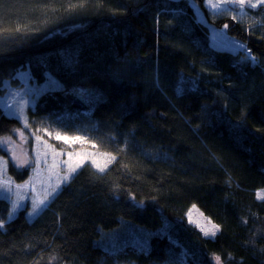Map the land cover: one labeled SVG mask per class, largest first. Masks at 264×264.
Masks as SVG:
<instances>
[{
	"label": "trees",
	"instance_id": "trees-1",
	"mask_svg": "<svg viewBox=\"0 0 264 264\" xmlns=\"http://www.w3.org/2000/svg\"><path fill=\"white\" fill-rule=\"evenodd\" d=\"M193 1L209 25L190 0H0V92L20 69L55 78L28 121L116 156L62 182L46 137L0 109V138L21 130L32 160L16 166L0 147V182H14L0 191V264H181V249L191 264H264V29ZM251 12L264 20V5ZM222 27L255 64L211 43ZM192 204L220 226L212 239L187 227L203 253L162 228Z\"/></svg>",
	"mask_w": 264,
	"mask_h": 264
},
{
	"label": "rangeland",
	"instance_id": "rangeland-1",
	"mask_svg": "<svg viewBox=\"0 0 264 264\" xmlns=\"http://www.w3.org/2000/svg\"><path fill=\"white\" fill-rule=\"evenodd\" d=\"M219 2L222 5L219 10H213L210 7H206L205 2L204 7L214 17L229 15L243 24L253 25L264 29L260 16L253 14L251 9L245 8L241 11L239 7L234 5L230 6L228 3H225V0H219ZM191 3L193 4L194 2ZM260 6L262 5H258V7L252 9H257ZM193 7L195 11V19L202 23H206V19L199 7L195 4ZM210 40L211 43L218 48H228L234 52H240L243 49V47H239L243 45L228 36L224 28H211ZM247 53L248 51L244 50V54L247 55ZM15 77V83H11L10 80L4 81V89L0 92V109H2L7 115L18 118L22 124L25 125L26 122V125H32L38 134L46 137L48 140L47 146L50 150L54 166L65 167L68 166V163L75 166L80 162H82L81 165L84 163H90L92 165V159H96L97 163H100L101 166H103L107 157L101 156L100 153L108 152L99 149L98 145L94 142L86 140L87 138L82 136L66 134L57 126L52 125L51 122H46L45 120L31 119L28 121V107L31 108L35 104L38 97L43 95L44 90L59 88L61 84L55 78H49L42 82H37L28 68L18 70ZM57 135L68 137L70 142L66 143L63 139H57ZM76 137H79L80 140H74ZM0 140L7 141L0 144V147L8 153L12 162L16 166H27L32 162L28 153L27 138L21 130H15L11 135L3 136ZM93 144L96 145L95 148L93 147ZM69 152L73 153L71 159H69L68 156ZM65 161L68 163H64ZM184 220L188 226L194 227L205 237H213L211 233L215 232L216 234L219 231V225L215 224L205 216L196 205H192L189 208L185 214ZM167 223L169 224H165L162 228L168 236L178 242H182L181 244H183L182 246L185 248L191 246L196 248V251L199 252V248L192 244L194 238L189 235L185 225L180 219L172 220ZM205 232H207L208 235H205ZM179 261L181 264H189L184 249H182L179 255ZM212 261L217 262L215 258H213Z\"/></svg>",
	"mask_w": 264,
	"mask_h": 264
},
{
	"label": "snow or ice",
	"instance_id": "snow-or-ice-1",
	"mask_svg": "<svg viewBox=\"0 0 264 264\" xmlns=\"http://www.w3.org/2000/svg\"><path fill=\"white\" fill-rule=\"evenodd\" d=\"M86 0H78V3L73 5L70 4V8L71 7H84ZM225 3L228 4H232L234 6H237L240 8L241 11H243L245 8L248 9H252V8H256L258 7V5H264V0H225ZM205 6L206 7H210L213 10H219L222 5L219 2V0H205ZM225 27H227V25H225ZM17 31H19V29H17ZM239 46V45H238ZM239 47H243V46H239ZM248 51V56L246 57V59L251 60L253 64L256 63V57L251 55L250 50ZM25 126L26 122H25ZM37 139H39V137H37ZM57 139H63L66 143L70 142L68 137H64V136H59L57 135ZM74 140H80L79 137L74 138ZM73 140V142H74ZM7 142L6 140H0V144ZM93 147L95 148L96 145L93 144ZM95 155V154H93ZM101 156L103 157H107V159L105 160L103 166H101L100 163H97L96 159H92V165L100 172V173H104L106 172L109 164L113 163L116 160V156L112 155L111 153H100ZM69 159L72 158L73 153L69 152L68 153ZM64 163H68L67 161H65ZM81 163H77L75 166H73L72 164L68 163V169L65 173V175L62 177V182H67L71 179L72 175L77 171V168H79L81 166ZM6 166H7V161H2L0 160V173H4L6 175ZM14 183L11 181L10 178H6L4 179L2 182H0V191H4V192H11V184ZM24 185H19L17 184L16 187L17 188H22ZM60 185L57 184L55 187L52 188L51 193H49L48 195H54L58 189H59ZM48 196L45 197V199L40 200V201H33L32 202V212L29 213V216H32L34 214H36L38 212V210L40 209L41 206L45 205L46 200H47ZM257 198L261 199L264 198V193L261 192H257ZM5 199H8V197H5ZM20 199H23V197H21ZM12 211H9L8 213V217L9 219L13 216L15 210L17 208L20 207L19 202L18 201H14L12 202ZM5 228V220L0 219V230H3ZM213 236L215 235V232L211 233ZM205 235H208L207 232H205ZM217 264H219V256L215 257ZM36 264H39V262L37 261Z\"/></svg>",
	"mask_w": 264,
	"mask_h": 264
},
{
	"label": "bare ground",
	"instance_id": "bare-ground-1",
	"mask_svg": "<svg viewBox=\"0 0 264 264\" xmlns=\"http://www.w3.org/2000/svg\"><path fill=\"white\" fill-rule=\"evenodd\" d=\"M191 2H194L193 0H190V5H191V7H192V9H193V12H195L194 11V4L196 5V6H198L195 2L192 4ZM204 2H205V0L203 1V5H204ZM230 6H233L232 4H229ZM263 6V5H262ZM206 9V8H205ZM207 10V9H206ZM252 10V9H251ZM209 12V11H208ZM223 16H229V15H223ZM221 17V16H220ZM231 17V16H230ZM231 18H233V17H231ZM261 18V21L263 22V25H264V20L262 19V17H260ZM234 19V18H233ZM234 20H236V19H234ZM241 23V22H240ZM205 24H207V25H209L207 22L205 23ZM242 25H245L246 26V28H254V29H258V31L260 30V27H257V26H253V25H248V24H243V23H241ZM225 27V26H224ZM223 28V27H222ZM238 42V41H237ZM239 43H241V42H239ZM242 45H243V49H242V51H240V52H234L233 50H231V49H228V48H224V49H226V50H229L230 52H232V53H234V54H237V55H240L241 56V58L243 57V56H247L248 55V53H247V55H245L244 54V50H249L248 48H247V46L244 44V43H241ZM251 53V52H250ZM251 55H253V54H251ZM254 56V55H253ZM256 192H258L257 190H256ZM264 192V191H263ZM261 199H264V198H261ZM192 205H195V204H192ZM191 205V206H192ZM190 206V207H191ZM197 206V205H196ZM189 207V208H190ZM198 207V206H197ZM189 208L187 209V211L189 210ZM199 208V207H198ZM200 209V208H199ZM187 211L185 212V214L187 213ZM200 211L202 212V210L200 209ZM203 213V212H202ZM185 214H184V217H185ZM204 214V213H203ZM205 215V214H204ZM205 216H207V215H205ZM184 217H182V218H178V219H180L181 220V222L185 225V227H186V229H187V227H190V226H188L187 225V223H185V220H184ZM208 217V216H207ZM209 218V217H208ZM212 222H214L211 218H209ZM174 220H176V219H174ZM172 221V220H171ZM170 222V221H169ZM215 223V222H214ZM215 224H217V223H215ZM218 225V224H217ZM192 228H194V227H192ZM195 229V228H194ZM195 230H197V229H195ZM198 231V230H197ZM219 231H220V226H219ZM218 231V232H219ZM199 232V231H198ZM218 232L213 236V237H205V236H203L200 232V235L202 236V237H204V238H214L217 234H218ZM189 235H191L190 233H189ZM192 237H193V235H191ZM194 238V237H193ZM182 241V240H181ZM179 245H181V247H182V245L183 244H181L182 242H178V241H176ZM192 244L193 245H195V246H197L198 248H199V251H200V253H203V248L202 247H200L199 246V242H198V240H196L195 238L193 239V242H192ZM181 251H182V249L180 250V252H179V255H180V253H181ZM213 258H215V256H210V264H217V262H213L212 260H213ZM187 259H188V256H187ZM188 261H189V259H188ZM189 264H191L190 263V261H189Z\"/></svg>",
	"mask_w": 264,
	"mask_h": 264
}]
</instances>
